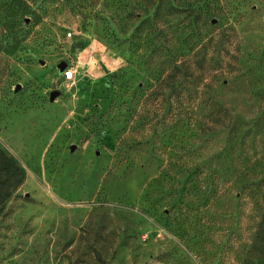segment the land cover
<instances>
[{"label": "rangeland", "instance_id": "1", "mask_svg": "<svg viewBox=\"0 0 264 264\" xmlns=\"http://www.w3.org/2000/svg\"><path fill=\"white\" fill-rule=\"evenodd\" d=\"M0 150V264H264V0H0Z\"/></svg>", "mask_w": 264, "mask_h": 264}, {"label": "trees", "instance_id": "2", "mask_svg": "<svg viewBox=\"0 0 264 264\" xmlns=\"http://www.w3.org/2000/svg\"><path fill=\"white\" fill-rule=\"evenodd\" d=\"M199 16L197 19H200ZM20 168L17 166L15 161L5 155L3 151L0 150V191L3 187H6L8 184H11L13 187L16 186L20 182ZM11 191H7L4 193L2 198H0V205L4 203V201L10 196Z\"/></svg>", "mask_w": 264, "mask_h": 264}, {"label": "built area", "instance_id": "3", "mask_svg": "<svg viewBox=\"0 0 264 264\" xmlns=\"http://www.w3.org/2000/svg\"><path fill=\"white\" fill-rule=\"evenodd\" d=\"M73 77H74L73 71L68 68H65L64 71L62 72V78L66 83L71 82L73 80Z\"/></svg>", "mask_w": 264, "mask_h": 264}, {"label": "water", "instance_id": "4", "mask_svg": "<svg viewBox=\"0 0 264 264\" xmlns=\"http://www.w3.org/2000/svg\"><path fill=\"white\" fill-rule=\"evenodd\" d=\"M66 67H67L66 64L64 62H61L60 64L57 65L58 72L62 74V72L64 71V69ZM56 95H57V93L54 92V93L51 94V97H54Z\"/></svg>", "mask_w": 264, "mask_h": 264}]
</instances>
